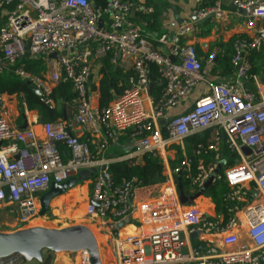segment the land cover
<instances>
[{"label": "built area", "instance_id": "2783aa9c", "mask_svg": "<svg viewBox=\"0 0 264 264\" xmlns=\"http://www.w3.org/2000/svg\"><path fill=\"white\" fill-rule=\"evenodd\" d=\"M134 4L130 0H110L99 11L91 0H0L1 11L14 6L6 16L0 13V76L12 72L38 85L42 100L52 108L50 97L60 83L72 82L76 93L70 124L44 123L42 138L34 129H16L0 117V213L8 191L20 226L28 225L39 217V195L46 193L52 183L62 184L83 170L97 169L91 200L98 207L89 203L87 216L93 221H119L132 214L137 198L136 179L115 187L110 172L113 161L96 158L88 142L73 135L71 127L87 129L93 135L104 131L101 149L115 132H131L138 154L158 153L163 159L171 147L218 128L226 136L228 148L238 157V163L218 175L214 183L224 182L230 188L227 198L235 203L234 213L243 210L249 242L241 243L233 232L235 218L226 225L224 217L211 222L199 215L200 207L180 202L175 173L187 172L193 187L203 185L205 175L213 174V170L203 166L193 173L194 161L184 156L181 168L171 171L172 177L166 183L165 205L144 210L141 226L157 229L164 220L162 211L168 208L174 210L173 217L177 214L179 220L175 217L172 227L146 235L116 234L115 255L119 264H182L186 260L194 264H264V83L251 75L249 61L251 51L258 52L264 47V0L234 1L237 9L246 11L245 24L254 31V36L236 41L232 79L210 84L206 96L194 101L188 111L171 118H167V111L183 106L199 83L205 81L203 62L195 46L186 42L195 32L196 22L184 21L173 38L169 34L159 37L157 50L131 20ZM138 11L147 15L154 9L140 3ZM193 15L198 20L211 15L220 20L226 18L221 0H216L213 7L195 10ZM104 18L108 19L107 27L100 26ZM90 41L98 43L94 52L83 49ZM27 52L31 59L48 61V77L34 76L18 66ZM110 52L115 53L113 62L118 53L134 58L130 87L111 105L95 108L90 94L91 57L103 58ZM54 53H58L56 59L51 58ZM217 53L213 51L208 56L207 64L215 61ZM147 62L158 66L165 83L158 103L151 97ZM4 98L0 95V105ZM23 106L27 110L25 101ZM167 119L170 121L163 125L162 121ZM61 145L68 150V159H64ZM251 190L259 192L257 200ZM197 232L224 235L223 245L227 249L219 250L200 241L194 245L191 236ZM79 254V264H91L87 251ZM0 264L24 262L20 254H12L0 258Z\"/></svg>", "mask_w": 264, "mask_h": 264}, {"label": "crops", "instance_id": "0c3cea01", "mask_svg": "<svg viewBox=\"0 0 264 264\" xmlns=\"http://www.w3.org/2000/svg\"><path fill=\"white\" fill-rule=\"evenodd\" d=\"M234 1L237 0H221L222 9L226 12V18L224 20L213 17L205 21L203 24H200L198 23L200 20L193 21L191 19L194 11L199 8H209L213 6L215 0H139V4L143 3L145 5L151 6L154 9V12L152 14H147L146 16L148 17V19H150L151 22H154L155 24H151V29L147 27L146 22H142V20H140L142 15L138 14L141 13L139 11H137L135 18H131V16L130 18L133 23L140 26L143 35L148 40H150V36L153 39H156L164 34H169L170 36L171 34H175L177 29L181 25L179 21H182V23L186 20H192L193 22H196V30L194 33L188 36L186 42L191 43L195 46L197 55L203 62L205 81L199 83V85L195 89L194 94L183 106L179 107L178 109H170L169 111H167V118H171L174 115L184 113L191 109L194 101L206 96L209 93L210 84L228 82L232 79L233 74L223 76V70L220 67L216 66V61H214L212 64H207L206 59L213 51L220 52L219 46L222 44L229 43L236 38L250 39L254 36V31L248 29L245 24L246 14L242 13L235 7ZM8 9L2 11L0 10L2 16L7 15L8 11L10 10ZM107 20V18H104L102 20V27L108 26ZM97 47L98 43L96 41H90L83 47V49L93 50L94 52L95 48ZM101 59L102 58H96L95 55L91 57L93 75L90 94L92 105L95 108H103L104 106H109L111 105V103H113L116 97H118L115 96L114 99L107 105L102 102L103 96L101 81L103 77L100 72ZM41 60H43L46 66V71L42 73V77H48V61L45 59ZM134 62L135 61L133 57H123L120 53H118L116 62H113L112 59V70L115 71L119 69L123 73L130 74L131 72H133ZM253 86H255V84ZM159 87L162 88L161 92L162 90L164 91L165 83L162 79L159 82ZM153 90L154 87L151 91V97L155 101L152 95ZM156 92L158 95H160L159 90H157ZM4 97V102L0 105V117L5 118L10 123V125L16 129L25 130L27 128H32L36 132L37 136L39 138H42L43 124L46 122L44 121L43 116H41L38 110H26L24 106H20L18 99L21 98L23 102V96H18L17 94H15L4 95ZM58 107L62 109L63 117L61 119H58L56 122L63 121L64 123L70 124L75 113V103L60 102V104L56 106V108L58 109ZM68 108H71L72 111L70 116L67 115V121H65L64 112L67 111ZM41 119H43V123H40ZM26 125L27 128H25ZM70 131L73 135L77 136L81 140L89 142L90 149L96 158L112 160V164L117 162H130L137 164L143 163V156L136 152L137 142L130 138L129 132H115L113 137L109 139L107 146L101 149V141L105 138L104 131H102L99 135H93L87 129H83L80 127H71ZM204 134H207L208 137L206 143L201 142L197 145L190 144L189 140L192 138H189L188 140L184 141V144L173 146V148L171 147L167 151V157L163 159L165 161L168 174L167 182L172 177L168 162L169 160L175 159L179 151H182L184 156L191 158L194 161L193 165H195V161L197 160L195 171H198V168L203 166L207 170H213V173L217 172V176L223 175L228 170V168L238 163V157L234 156L233 152L228 148L227 138L221 130H219L218 128H212ZM177 147H179L180 149H178ZM68 158L69 155L66 154V159ZM207 176L208 174L205 175L204 182L209 178L210 175L208 177ZM178 178L177 180L174 178L177 187ZM92 181L93 177H90L82 184L73 187L67 193L52 200L48 213L44 217H38L31 222L37 224L38 222H41L42 224L38 226L33 225L31 227L41 226L59 229L63 228V226L84 225L92 230L91 225L86 224V218H88L87 206L92 198ZM166 183H164L163 185H155L139 190V192L137 193V198L134 202V211L130 215L132 217V220L128 223L124 222V225L122 227H119L118 223L124 221L126 218L119 221L112 219H108L105 221H93L98 227L100 237L102 238L101 240L100 237L98 235H95V233L93 232L98 242L101 264H119V261L115 255L116 234L118 235L119 233L120 237L136 234L146 235L153 230H159L160 228H170L176 221V218L177 220H179L177 214H175L176 218L173 217L174 210L172 211V208L170 210L168 208L162 211V213L164 214V220L161 225H158L157 229H153L154 227L147 228L141 226V220L144 216V210L165 205L166 200H164L163 195L165 194L164 191L166 188ZM216 184H218V182L214 183L213 185ZM191 186L193 187V184H191ZM202 186L203 185L200 186L199 184H196L193 187L195 190L192 195H195ZM206 193L204 196L196 199L192 204H187L186 206H191L194 204L198 208L200 207L199 215H202L206 220L208 219L211 222H217L216 219L218 218L220 220H223V214L218 213L216 204L211 198L206 196ZM8 204L10 203L6 201L4 208H7ZM232 215L235 218V226L233 228V232L239 236L241 243H248L249 237L247 235V226L244 220L243 210L233 213ZM29 225L30 223L26 226ZM14 226H20L19 222H15ZM224 237V235L220 234L205 233L201 235L198 240L192 239V242L194 245H196V243H198L199 241L204 242L205 245L223 250L226 248L223 245ZM79 262L80 254L62 253L55 255L53 259V264H79ZM24 264L40 263H38L37 261H32L30 263ZM182 264L194 263H192L190 260H186V262Z\"/></svg>", "mask_w": 264, "mask_h": 264}, {"label": "trees", "instance_id": "16d2710c", "mask_svg": "<svg viewBox=\"0 0 264 264\" xmlns=\"http://www.w3.org/2000/svg\"><path fill=\"white\" fill-rule=\"evenodd\" d=\"M91 1L94 3L95 8H98L99 11H103L107 7L110 0H91ZM215 2L213 3V6ZM8 8L10 10H13L14 6ZM205 8L207 7L199 8V9H205ZM138 14L142 15L140 20H142V22H146L147 27L151 29V24L153 25L155 23L151 22L146 15L141 13ZM149 39L154 44L155 48L159 50V45L156 41L159 38L153 39L150 36ZM243 39L236 38L230 41L229 43L222 44L219 46L220 52L217 53L215 64L216 66L220 67L223 70L222 73L223 76L232 75L234 73L235 70L232 64V59L235 55L234 45L236 41ZM114 57H115V53L110 52L100 60V64H101L100 72L103 77L101 81L102 96H103L102 102L105 103L106 105L109 104L114 99L115 96L122 95L124 91L130 87L129 80L133 75V72H131L130 74L123 73L119 69L113 71L112 59H114ZM249 61L251 63V69H250L251 75L259 77L260 80L264 83V48L258 52L251 51L249 54ZM18 66L23 67L26 72L38 77H42V73L46 71L45 63L41 59L35 60L29 57H24L20 61ZM147 68L150 73V81L152 82L154 87L152 95L155 99V102L158 103L161 97L163 96V92H164L163 90L161 92L162 88L159 87V82L161 80V77L159 75V68L157 65L149 62H147ZM157 90H159L160 95L157 94L156 92ZM15 94H17L18 96H23L28 110H38L41 116H43L44 121L46 123L56 122L58 119H61L63 117L62 109L59 107L58 109L56 108V106H58L60 102L74 103L76 99V93L74 91L73 83L70 81L62 82L59 85H57L55 88H53L50 98L55 104V108H52L50 104H47L42 100V97L36 95L30 89V87L27 85L26 80L21 79L20 77L14 75V73L12 72H7L1 75L0 95H15ZM105 107L107 106H104L103 108ZM163 135L165 137L167 136V129L165 126L163 127ZM129 136L131 138V132H129ZM207 140H208L207 134H204V135L196 136L194 138L192 137V139H190L189 142L190 144L197 145L198 143L201 142L206 143ZM177 148L180 149L179 147ZM60 150L64 159H66V154L69 155L68 150L62 145L60 146ZM183 159H184V154L182 153V151H179L176 158L173 160H169L168 162L170 170L175 171L180 169ZM196 162L197 160L195 161V165ZM195 165H193L192 167L193 173H196ZM110 172L113 177L112 183L115 187H119L125 181L136 179L135 187L137 193L139 192V190L145 189L147 187L161 185V184L163 185L168 180L165 161L158 153L144 154L142 164L130 163V162L114 163L110 166ZM179 176L182 178L185 194L192 195L194 193V188L191 186L190 179L187 178V172H183L182 175L175 173L174 178L177 180ZM230 191L231 190L226 183L220 182L210 187L206 193V196L211 198L213 202L216 204L218 213L223 214L224 225L229 223L234 218L232 215L234 213V211L232 210V205L234 206L235 203L228 200L227 198V194Z\"/></svg>", "mask_w": 264, "mask_h": 264}, {"label": "water", "instance_id": "95a60500", "mask_svg": "<svg viewBox=\"0 0 264 264\" xmlns=\"http://www.w3.org/2000/svg\"><path fill=\"white\" fill-rule=\"evenodd\" d=\"M135 4L130 13L131 18H135L138 11L139 0H134ZM98 9V8H96ZM242 13L246 14L245 10H240ZM214 16H208L207 18L200 20L198 23L203 24L205 21L213 18ZM191 19L193 21H198L195 15H192ZM102 21L100 22V26ZM182 24V21H179ZM174 34H171V38ZM30 49V44H27V51ZM66 54V53H65ZM29 57V52L25 55ZM58 53L51 55V58L56 59ZM27 85L30 89L38 96L42 97V91L38 85L27 81ZM153 84L150 85V93L152 91ZM71 108H68L64 112L65 121H67V115H71ZM170 119L162 121L165 125ZM40 123H43L41 119ZM27 128V125L25 126ZM245 153L250 154L248 149H244ZM97 169L93 170H83L77 176L70 178L68 181L62 184L52 183L50 189L43 194L40 199L41 211L39 217H44L51 206L52 200L67 193L73 187L82 184L84 181L90 177H94L97 173ZM181 175V174H180ZM217 177V172L211 174L209 178L203 183L200 190L192 196L185 194L184 185L182 178H178V191L180 196V202L183 205L192 204L196 199L205 195L207 190L213 186L214 180ZM254 200H257L259 192L256 190H251ZM6 200L11 201V197L6 191ZM90 205L98 207V203L90 201ZM132 220L129 216L124 221L118 223L119 227H122L125 223ZM202 233L197 232L191 237L193 240H198ZM82 251H87L90 254L91 264H101L99 246L93 231L84 225H71L63 228H47V227H30L27 229H22L14 231L11 233L0 232V258L10 256L12 254H20L23 258L24 263H30L32 261H37L40 264H53L54 256L62 253L79 254Z\"/></svg>", "mask_w": 264, "mask_h": 264}, {"label": "rangeland", "instance_id": "374dc122", "mask_svg": "<svg viewBox=\"0 0 264 264\" xmlns=\"http://www.w3.org/2000/svg\"><path fill=\"white\" fill-rule=\"evenodd\" d=\"M18 101H19L20 106L21 105L23 106V102L21 98H19ZM43 194L44 193H42L39 196L42 197ZM1 212L2 213L0 214V232L11 233L14 231L30 228L33 225L38 226L42 224L41 222H38V224L33 222V223H30L29 226H26V225L25 226H14L15 222H19V215L17 213L16 207L11 204H8V207L4 208ZM88 218H86V224L91 225V228L93 232L95 233V235H98L100 237V232L98 230V227L95 225L93 220H91L90 218L88 219ZM63 227H67V226H63ZM100 239L102 240L101 237Z\"/></svg>", "mask_w": 264, "mask_h": 264}]
</instances>
